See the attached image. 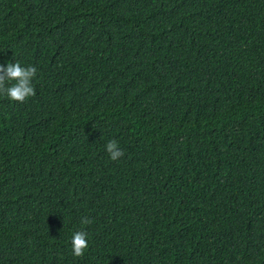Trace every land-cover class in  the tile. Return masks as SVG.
I'll return each mask as SVG.
<instances>
[{
	"label": "trees",
	"instance_id": "trees-1",
	"mask_svg": "<svg viewBox=\"0 0 264 264\" xmlns=\"http://www.w3.org/2000/svg\"><path fill=\"white\" fill-rule=\"evenodd\" d=\"M15 61L0 264H264V0H0Z\"/></svg>",
	"mask_w": 264,
	"mask_h": 264
},
{
	"label": "clouds",
	"instance_id": "clouds-1",
	"mask_svg": "<svg viewBox=\"0 0 264 264\" xmlns=\"http://www.w3.org/2000/svg\"><path fill=\"white\" fill-rule=\"evenodd\" d=\"M37 75V68L28 65L22 66L21 62H9L7 66L0 65V96H5L11 101L24 103L28 98L36 95L33 80ZM106 151L113 161H118L124 156L116 140H110L105 145ZM81 223L89 225L92 221L82 217ZM72 253L75 257H83L89 248L88 233L79 230L71 238Z\"/></svg>",
	"mask_w": 264,
	"mask_h": 264
}]
</instances>
